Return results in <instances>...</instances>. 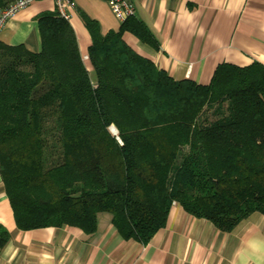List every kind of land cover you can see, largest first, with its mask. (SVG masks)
Segmentation results:
<instances>
[{
	"label": "trees",
	"instance_id": "16d2710c",
	"mask_svg": "<svg viewBox=\"0 0 264 264\" xmlns=\"http://www.w3.org/2000/svg\"><path fill=\"white\" fill-rule=\"evenodd\" d=\"M80 16L95 83L56 10L35 18L39 51L0 40V176L18 228L90 235L105 212L123 239L148 245L174 203L222 231L264 215V64L220 63L208 84L175 80L123 39L159 48L135 16L106 34ZM10 237L0 224V250Z\"/></svg>",
	"mask_w": 264,
	"mask_h": 264
},
{
	"label": "crops",
	"instance_id": "0c3cea01",
	"mask_svg": "<svg viewBox=\"0 0 264 264\" xmlns=\"http://www.w3.org/2000/svg\"><path fill=\"white\" fill-rule=\"evenodd\" d=\"M12 1L0 0V8ZM129 1L159 48L128 31L123 39L175 80L208 84L220 63L264 64V0ZM54 8V0H39L19 11L4 25L0 40L39 51L35 18ZM71 11L82 55L88 54L92 40L80 11L98 21L103 34L118 31L122 23L109 0H73ZM0 224L11 234L0 250V264H264V215L258 212L235 229L222 231L174 203L166 226L148 245L123 239L105 212L98 214L97 231L90 235L70 226L20 230L0 176Z\"/></svg>",
	"mask_w": 264,
	"mask_h": 264
},
{
	"label": "built area",
	"instance_id": "2783aa9c",
	"mask_svg": "<svg viewBox=\"0 0 264 264\" xmlns=\"http://www.w3.org/2000/svg\"><path fill=\"white\" fill-rule=\"evenodd\" d=\"M39 0H14L6 7L0 9V32L7 21L19 11L26 9ZM56 10L66 19H70V11L73 7V0H54ZM112 11L120 20L134 16L135 8L129 0H109Z\"/></svg>",
	"mask_w": 264,
	"mask_h": 264
},
{
	"label": "rangeland",
	"instance_id": "374dc122",
	"mask_svg": "<svg viewBox=\"0 0 264 264\" xmlns=\"http://www.w3.org/2000/svg\"><path fill=\"white\" fill-rule=\"evenodd\" d=\"M56 10V7L53 9V10H45V11H42V12H46V11H55ZM111 10H112V7H111ZM41 12V13H42ZM56 12L60 15V13L56 10ZM113 12V11H112ZM70 13V16H72V11H70L69 12ZM114 14V13H113ZM39 15V14H38ZM115 16H116V18L118 19V20H120L118 17H117V15L116 14H114ZM61 16V15H60ZM66 19V18H65ZM71 19V18H70ZM70 19H67V20H69L70 21ZM126 20V19H125ZM121 22H122V20H120ZM124 21V20H123ZM92 40V39H91ZM79 44V43H78ZM92 44V43H91ZM83 58H84V60L86 61V63H87V65H89L88 67L90 68V76H91V79H92V81L95 83L96 82V77H95V73H94V71H93V69H92V67H91V65H90V63H89V61H88V58H89V56H88V54H86V55H83ZM94 74V75H93ZM210 113H212V112H210ZM204 115V117L207 115V111L203 114ZM209 115H211V114H209ZM114 127L115 126H111V128H113L114 129ZM192 127H193V124H191V123H188V124H186V125H180V127H179V139H180V145H181V148L183 149V150H185L188 146H189V144H190V136H191V132H192ZM116 129V128H115ZM117 130V129H116ZM23 197V195L22 194H20L19 195V199L20 198H22ZM15 203H18V200L15 202Z\"/></svg>",
	"mask_w": 264,
	"mask_h": 264
},
{
	"label": "water",
	"instance_id": "95a60500",
	"mask_svg": "<svg viewBox=\"0 0 264 264\" xmlns=\"http://www.w3.org/2000/svg\"><path fill=\"white\" fill-rule=\"evenodd\" d=\"M111 131L113 132V133H117V130L115 129V127H114V129L113 128H111Z\"/></svg>",
	"mask_w": 264,
	"mask_h": 264
}]
</instances>
